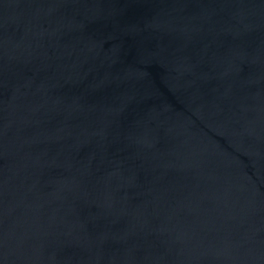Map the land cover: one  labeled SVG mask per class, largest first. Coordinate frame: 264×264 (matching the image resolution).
<instances>
[{
    "label": "water",
    "instance_id": "1",
    "mask_svg": "<svg viewBox=\"0 0 264 264\" xmlns=\"http://www.w3.org/2000/svg\"><path fill=\"white\" fill-rule=\"evenodd\" d=\"M0 264H264V0H0Z\"/></svg>",
    "mask_w": 264,
    "mask_h": 264
}]
</instances>
